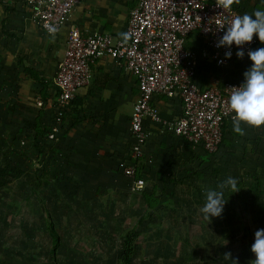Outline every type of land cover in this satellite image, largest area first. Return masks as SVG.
Segmentation results:
<instances>
[{"label": "rangeland", "instance_id": "rangeland-1", "mask_svg": "<svg viewBox=\"0 0 264 264\" xmlns=\"http://www.w3.org/2000/svg\"><path fill=\"white\" fill-rule=\"evenodd\" d=\"M26 87L3 96L0 75V264H124L125 238L135 229L131 264H233L225 253L237 264H252L254 233L264 229L262 143L243 144V136L228 133L233 146L227 140L209 154L184 142L165 151L156 174L132 191L120 175L85 174L78 156L58 150L56 135L52 148L48 137L36 144L24 120L35 116L29 103L38 106V93ZM16 91V109L6 113ZM130 112L127 102L114 118L127 121ZM229 177L240 190L230 195L224 189L222 214L209 223L201 212L205 189ZM142 193L153 194L155 207L148 208ZM45 210L59 235L56 263Z\"/></svg>", "mask_w": 264, "mask_h": 264}, {"label": "crops", "instance_id": "crops-1", "mask_svg": "<svg viewBox=\"0 0 264 264\" xmlns=\"http://www.w3.org/2000/svg\"><path fill=\"white\" fill-rule=\"evenodd\" d=\"M136 4V0H80L60 30L48 34L34 19L28 0H0V75L3 79V96H8L13 88L26 89L31 84L38 93L35 104L39 107L29 103V106L36 107L28 114H33L32 110H35L36 116L40 109L44 110L42 122L51 125L54 100L50 90L55 91L53 78L63 57L69 29L76 27L82 34L107 32L116 39H122L120 34L125 33L129 12ZM236 7L240 15H252L257 9H264V2L241 0ZM186 46L195 54L194 81L201 88L209 86L213 80H238L251 67L252 62L248 56L237 58L236 53L223 65L216 64L213 58L204 55V51L208 49L207 43L197 32L188 35ZM259 48H264V44L258 40L254 50ZM26 69L49 84L46 90L50 101L43 108L42 103L39 104L43 95ZM92 70L90 84L79 89L65 108L61 134H57L60 142L58 144L61 146L58 150L64 151L68 156H78L85 174L95 173L100 177L114 178L116 163L120 158L129 159V145L132 140L128 129L130 116L126 118L127 121L119 122L114 115L127 102L130 103L132 112L138 96L136 80L123 65L116 64L109 57L94 61ZM19 92L21 94L20 90ZM17 94L18 91L8 101L13 99L18 103ZM152 104L163 120L175 119L180 115V102L176 98L154 95ZM144 127L149 136L144 145L145 160L142 164L145 166V176L150 177L159 170L161 160L165 159L164 152L180 149L181 144L186 141L174 135L167 126L149 118L145 120ZM241 128L244 132L243 144L249 142L257 146L259 141L264 154V125L253 128L241 124ZM228 133L230 136L238 135L233 130L232 122L227 124L225 135ZM227 140L232 139H225V142ZM229 145H232V141Z\"/></svg>", "mask_w": 264, "mask_h": 264}, {"label": "built area", "instance_id": "built-area-1", "mask_svg": "<svg viewBox=\"0 0 264 264\" xmlns=\"http://www.w3.org/2000/svg\"><path fill=\"white\" fill-rule=\"evenodd\" d=\"M34 19L48 33L49 26L57 29L67 22L80 0H28ZM129 12L125 33L130 34L127 44L110 33L93 31L82 34L76 27L69 29L63 57L58 65L53 85L57 93L54 102V120L47 137L53 139L62 124L65 105L76 92L90 84L94 61L109 57L123 65L135 80L138 96L132 106L129 130L132 134L129 159L118 163L120 172L129 179L132 191L145 185L143 177L136 176L134 160L143 155L149 136L144 123L147 118L167 126L174 135L207 153H215L222 143V127L232 122L234 113L227 112V101L232 87H239L244 76L234 81L213 80L201 88L194 81L196 58L186 46L188 35L197 32L207 43L205 56L218 65L228 61L240 49L217 47L224 29L240 15L236 4L231 10L215 6V0H136ZM55 32V33H56ZM258 38L242 46L246 56L254 50ZM154 95L176 98L180 102V115L163 120L152 104ZM41 104V102L39 103Z\"/></svg>", "mask_w": 264, "mask_h": 264}, {"label": "clouds", "instance_id": "clouds-1", "mask_svg": "<svg viewBox=\"0 0 264 264\" xmlns=\"http://www.w3.org/2000/svg\"><path fill=\"white\" fill-rule=\"evenodd\" d=\"M241 0H215V6L224 10H231L233 4L239 5ZM264 2V0H262ZM49 31L55 33L56 28L49 26ZM122 41L127 44L130 39L129 33H121ZM256 36L260 43L264 44V9H257L252 15L243 14L235 16L231 23L224 29L217 47L231 48L235 45L238 49L237 58H243L245 53L242 46L250 43L253 36ZM231 51L225 53V58H231ZM251 67L243 73L244 81L239 87H232V92L227 101V112L234 113L232 116L233 130L244 135L241 124L248 127L259 128L264 125V48L250 50L247 53ZM230 190V195L240 190L237 187V180L227 178L217 185L216 189H205L206 202L201 208L203 219L211 222L212 217H219L227 202L224 199V189ZM255 259L252 264H264V229L254 233V242L250 248ZM224 259L231 260V253H225Z\"/></svg>", "mask_w": 264, "mask_h": 264}, {"label": "trees", "instance_id": "trees-1", "mask_svg": "<svg viewBox=\"0 0 264 264\" xmlns=\"http://www.w3.org/2000/svg\"><path fill=\"white\" fill-rule=\"evenodd\" d=\"M26 70L30 74V76L34 79L35 84L38 86V90H39L40 94L43 95L41 97V100H40L41 103H42L41 106L43 108L44 107L43 105H45V103L50 101V100H48L50 97H49V94H48V92L46 90L47 87H49V84L48 83H44L43 80H40L31 70H28V69H26ZM13 95L15 96V93H13L12 96ZM52 98H53V100L55 102L56 98H57L56 91H54ZM72 100L69 103H71ZM68 104L65 105V107L63 109L62 120L65 119V113L64 112H65V108H66V106H68ZM16 106H17V104H16V102L13 99L11 101H8L7 105L5 106V107H7L6 108L7 112L6 111L5 112L9 113V114H12L15 111L14 109H16ZM43 113H44V110L41 111V109H40L38 111V114L35 117H32L33 119L32 118L28 119V118L25 117V120H24L25 122H27V125L29 124V127H31V129L33 131L32 138H33V140L35 141L36 144H38L39 142L41 143L42 141L44 142L43 138H47L46 135H48V132L50 130V125H46L45 123L42 122V119H43V116H44ZM50 119H51V123H52L53 120H54V114L52 115V117L50 116ZM62 127H63V124H61V126H60L61 130H62ZM60 129H59L57 134H61ZM226 131H227V124L222 127V143H225L224 135L226 134ZM57 134H56L55 139H57V137H58ZM129 134H130V137L132 139L131 132ZM179 138H181V137H179ZM52 140L53 139H51V140L49 139L47 141L48 142H52ZM188 144L191 145L190 143H188ZM131 145H132V140H131L130 145H129V151H130ZM50 146L52 148L53 142L51 143ZM197 147H199V146H197ZM52 152H53V149H52ZM125 159H127V158H120L119 161L125 160ZM143 160H145V155H142L139 159L134 160V162L136 163V170H137L136 176L137 177H143L145 179V173H144L145 166L142 164ZM119 161L116 163L114 175L115 176L116 175H120L122 177H125L120 172V170L118 168ZM142 197H143L144 201L147 203L148 208L152 209L153 207H155L156 199L154 198L152 193H142ZM46 214H47L46 219H47V222H48L47 223V229H48L49 235L51 237V244H52L51 248H50L51 259H52L53 263H56V250H57V247L60 244L59 235H58L57 231L54 228V224H53V221L51 219V216H50L49 212L46 211ZM141 220H143L142 217H140V219H138V222H141ZM137 231L138 230H136V229L132 230L129 233H127V235H126L125 244L123 246V251H122V255H121V260H122V262L124 264H131V259H132V256L134 254V246L132 245V243H133V240L135 239V236H137V234H138Z\"/></svg>", "mask_w": 264, "mask_h": 264}]
</instances>
